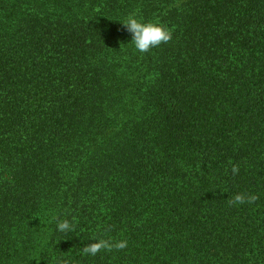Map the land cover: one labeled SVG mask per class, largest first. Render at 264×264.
<instances>
[{
    "label": "trees",
    "instance_id": "trees-1",
    "mask_svg": "<svg viewBox=\"0 0 264 264\" xmlns=\"http://www.w3.org/2000/svg\"><path fill=\"white\" fill-rule=\"evenodd\" d=\"M33 257L264 264V0H0V264Z\"/></svg>",
    "mask_w": 264,
    "mask_h": 264
},
{
    "label": "clouds",
    "instance_id": "clouds-1",
    "mask_svg": "<svg viewBox=\"0 0 264 264\" xmlns=\"http://www.w3.org/2000/svg\"><path fill=\"white\" fill-rule=\"evenodd\" d=\"M123 22V28L131 34V42L135 49L140 53H147L151 49L159 47L161 44H167L172 40L173 30L166 27L163 23L158 21H143L138 18V15L133 13L128 15ZM238 165H232L233 175L238 174ZM258 199L255 194L237 193L233 197L227 200L230 206L254 203ZM56 220L57 231L62 233H68L75 231L76 224L67 218L60 219L54 217ZM105 231H111V226H108ZM128 241L123 240H112L111 238L94 237V242L85 244L81 249V255L95 256L104 251L123 250L127 247ZM39 264V257H33ZM59 264H68L66 260H60Z\"/></svg>",
    "mask_w": 264,
    "mask_h": 264
}]
</instances>
